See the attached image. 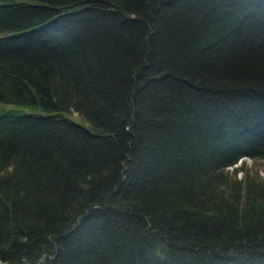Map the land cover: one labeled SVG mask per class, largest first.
Segmentation results:
<instances>
[{"label":"trees","instance_id":"obj_1","mask_svg":"<svg viewBox=\"0 0 264 264\" xmlns=\"http://www.w3.org/2000/svg\"><path fill=\"white\" fill-rule=\"evenodd\" d=\"M247 158L264 0H0V264H264Z\"/></svg>","mask_w":264,"mask_h":264},{"label":"rangeland","instance_id":"obj_2","mask_svg":"<svg viewBox=\"0 0 264 264\" xmlns=\"http://www.w3.org/2000/svg\"><path fill=\"white\" fill-rule=\"evenodd\" d=\"M73 117L82 120L83 118L79 115L78 112L74 111V115L72 114ZM246 164H248L249 167H253V168H259L261 170V174L264 173V160L263 159H258L256 161H254L251 158H247L246 159ZM240 175H242V172L239 171L238 173V177H240Z\"/></svg>","mask_w":264,"mask_h":264}]
</instances>
